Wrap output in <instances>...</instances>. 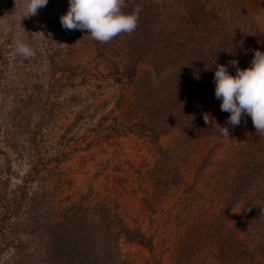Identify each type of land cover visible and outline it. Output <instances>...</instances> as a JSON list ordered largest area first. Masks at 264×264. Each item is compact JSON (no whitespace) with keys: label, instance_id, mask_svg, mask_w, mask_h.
<instances>
[{"label":"rangeland","instance_id":"obj_1","mask_svg":"<svg viewBox=\"0 0 264 264\" xmlns=\"http://www.w3.org/2000/svg\"><path fill=\"white\" fill-rule=\"evenodd\" d=\"M12 1L13 12L0 16V43L10 39L5 72L16 68L18 86L11 95L0 91V131L12 132L18 147L22 145V157L8 151V188L24 185L26 199L12 216L0 213V264H59L50 260L49 231L43 223L72 203L94 207L99 202L118 212L126 226L139 228L152 245L147 250L121 239L119 260L106 259L107 264H149L150 257L152 264H224L220 259L225 255L234 259L233 264H241L242 258L264 264V256L253 249V234L245 236L236 225L237 220L257 216L264 200L254 211L244 208L242 201L225 209L232 175L244 172L259 149L264 150V135L256 132L253 121L243 117L229 137L205 135L197 119L157 138L140 128L130 129L140 119L130 102L131 87L113 79L110 64L96 56L83 31L63 29L60 16L67 12L69 0H48L37 15L24 17L25 0ZM203 1L206 9L216 11L208 27L226 21L237 40H245L249 32L253 42L257 34L259 43L248 42V48L237 44L222 58L230 62L264 48V0ZM18 41L27 43L34 55H18ZM45 48L77 66L78 75L68 78L55 72V80L47 83L45 55L40 56ZM35 84L40 86L37 96H46V104L54 105L50 113L44 111L42 130L35 138L44 156L38 157L36 169L27 157L26 125L35 122L38 112L33 108L29 114L21 101ZM220 105L210 97L205 105L204 114L213 123L226 122L230 115ZM5 144L3 140L1 145L9 149ZM62 153L66 157L57 164L46 161ZM0 161L4 163L1 157ZM259 220L264 223L263 217Z\"/></svg>","mask_w":264,"mask_h":264},{"label":"trees","instance_id":"obj_2","mask_svg":"<svg viewBox=\"0 0 264 264\" xmlns=\"http://www.w3.org/2000/svg\"><path fill=\"white\" fill-rule=\"evenodd\" d=\"M168 1L127 0L124 11H131L137 5L142 8L138 27L131 34H120L109 43L93 40L86 31H83V35L86 42L93 45L96 56L110 64V75L113 79L131 87L130 102L137 111L135 117L140 119L134 120L131 127L129 126L130 129L140 128L157 138L188 119H197L200 121V128L207 133L205 135L221 136L216 124L213 122L205 124L202 115L209 97L216 99L213 77L217 65H229L228 71L232 75L236 72V67L229 60L222 58L221 54L232 53L237 49V44L243 46L238 48L251 47L245 46L252 42L250 33L247 32L245 40H237L236 35L230 33L231 27L226 21L208 27L209 20L216 18V11L206 9L203 0ZM13 6L12 0H0V16L11 14ZM234 30L237 32L238 28ZM7 38L0 43V91L11 95L12 92L15 93L18 85H15L13 77L16 75V68L5 72L10 60L7 58L9 49L6 48L10 39ZM257 39L255 34L252 46L259 43ZM256 50L264 51V48H255L251 55L236 60L238 67L250 66ZM44 53L40 56L45 55L43 60L47 65L48 73L45 78L47 83L51 79L55 80V72L68 78L78 75L77 66L59 60L56 53L46 48ZM139 65L143 67L140 69ZM34 87L25 92V97L21 101L26 103L23 105L28 113L33 108L38 112L35 122L26 125L27 157L31 163L35 162L33 167L36 169V164L40 162L39 158L44 156L40 153L35 138L41 133L44 111L50 113L54 105L46 104V96H37L39 85L35 84ZM245 120L252 118L245 116ZM219 125L227 126L229 132L235 128L226 125V122ZM119 129L123 130V126ZM0 137V157L4 161L2 164L0 161V175L4 174L3 178L0 176V213L4 218H8L16 213L26 199V193L22 190L25 189L24 185H16L17 189L8 188L10 185L8 151L11 149L17 154L20 152L18 157H22L23 152L20 150L22 145L18 147L19 141L12 132L7 129L0 131ZM3 140L9 149L1 145ZM47 157L46 161H54L57 164L66 157V154ZM248 163L251 166L246 164L247 169L244 172L238 171L232 175L225 209L233 208L237 202L242 201L244 208L248 207L254 211L259 201L264 200V150L259 149L255 160ZM256 214L257 216L249 217L247 221L237 220L236 225L241 227L245 236L253 234V239H256L253 249L264 256V223L261 224L259 220L261 217L264 219V207ZM43 224V229L49 231L50 256L53 257L50 260L54 263L58 261L59 264H104L106 259L119 260L117 255L121 239L139 244L147 250L152 248L150 239L139 228L126 226L120 214L112 212L104 202H99L94 207L90 204L83 206L72 203L58 214L55 212L50 214ZM226 242L233 243L232 239ZM219 253H223V246ZM120 258H122L120 262L123 263V257ZM231 258L225 255L220 261L224 264H233L234 259ZM241 261V264L255 263L253 259L250 263L246 258H242ZM148 262L152 264L153 259L150 257Z\"/></svg>","mask_w":264,"mask_h":264},{"label":"clouds","instance_id":"obj_3","mask_svg":"<svg viewBox=\"0 0 264 264\" xmlns=\"http://www.w3.org/2000/svg\"><path fill=\"white\" fill-rule=\"evenodd\" d=\"M48 0H25L24 16H35L38 9L46 7ZM127 0H69L66 13L60 23L66 31H86L93 40L109 43L120 34H131L138 27L142 8L137 5L124 11ZM16 53L24 57L34 55L31 47L18 41ZM230 63L236 67L235 75L227 66L217 65L214 73L215 98L221 101V111L230 113L226 125L233 128L245 116H251L256 132L264 135V51L256 50L250 66L239 68L238 61ZM205 124H210L209 115L204 114ZM222 135L229 137L227 126L215 123Z\"/></svg>","mask_w":264,"mask_h":264}]
</instances>
